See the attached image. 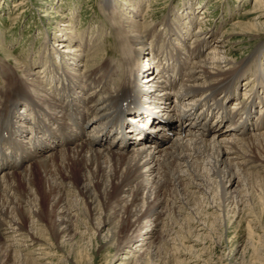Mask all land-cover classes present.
<instances>
[{"label": "bare ground", "instance_id": "obj_1", "mask_svg": "<svg viewBox=\"0 0 264 264\" xmlns=\"http://www.w3.org/2000/svg\"><path fill=\"white\" fill-rule=\"evenodd\" d=\"M101 3L123 35L117 64L97 68L93 56L80 73L67 61L86 58L89 44L75 38L60 41L66 50L58 65L50 62L51 84L32 67L0 62V264H44L74 240L78 219L111 225L109 241L129 232L128 253L139 259L163 207L175 223L190 207L200 214L197 196L210 192L224 217L231 206L248 207L244 188L264 176V159L254 154L264 148L263 48L256 62L223 60L210 37L193 33L192 46L173 19L163 41L160 27L146 31L152 24L141 22V9L130 6L125 16L115 1ZM261 9L264 0H256L248 14ZM260 18L249 31H263ZM165 107L172 114L163 112L139 138L143 109ZM186 218L193 221L192 212Z\"/></svg>", "mask_w": 264, "mask_h": 264}, {"label": "rangeland", "instance_id": "obj_2", "mask_svg": "<svg viewBox=\"0 0 264 264\" xmlns=\"http://www.w3.org/2000/svg\"><path fill=\"white\" fill-rule=\"evenodd\" d=\"M113 1L119 9H123L122 14L125 13V16L130 6L135 8V11L141 9L143 14L141 22L152 24L146 31L152 26L160 27L163 41L166 39L163 29L168 25L166 20L169 18L175 21L177 30L181 28L185 32L182 33L186 34L185 41L190 37L189 42L192 46L195 38L191 34L200 32L206 35V38L210 37L220 54H225L223 60L239 62L250 58L251 62H256L255 57L252 59L253 55H256L259 48H263L264 52V28L259 33L255 32L256 34L248 30L252 20L260 18L259 13L264 12L261 9L254 14H248L256 0ZM101 2L102 0H0V62L5 61L11 67L16 64L32 67L33 73L45 81V85L51 84L52 77L46 74L50 69V62L58 65L61 62L59 54L66 50L60 48V41L75 38L88 41L89 44L85 52L86 58L75 59L71 55V59L74 60L67 61L70 65L74 62L76 65L74 68L79 69L80 73L86 70L87 59L93 56L99 62L95 66L97 68L105 61L117 64L123 35L121 36V32L118 31L119 25L108 18ZM137 3L141 7H135ZM189 18H192V22ZM259 21L264 23V18H260ZM61 22L69 24L67 29L63 27L66 23ZM240 32L248 35L245 36ZM251 32L253 34L249 35ZM148 43L147 48H150V41ZM69 50H72V47H69ZM205 50V56L208 54V58H213L208 53L209 49ZM66 54L69 53L63 55ZM259 60H262L260 63L264 67V53ZM63 66L67 67L64 62ZM251 69L253 70L254 67L249 68V73L247 72L249 76L253 75ZM17 71V76L21 77L22 73ZM1 79L0 76V81ZM242 79L246 77L239 80V86L244 85ZM142 88L147 89L146 84ZM234 104L231 103V106ZM231 106L230 108L233 109ZM161 111L162 114L169 110L165 107ZM190 119L187 122L191 123L196 118ZM164 134L168 135L167 133L162 135ZM118 151L122 152L120 149ZM254 154L264 159V148L255 150ZM258 177L260 179L249 181L247 188H244L247 192L242 196L249 202L248 207L239 206L236 210L231 206L229 214H225L224 217L214 212L213 194L210 192L207 193L208 196H197L203 206L200 214L197 208L188 207L189 211L178 213L180 220L175 223L165 210L166 206L163 207L160 211V227L142 248L144 254H150V258L143 254L137 259L138 255L128 253L129 248L124 236L129 232L126 231L122 238L119 237L114 242L109 241L106 237L111 225L107 224L105 227L102 224L97 225L98 219L89 225L78 219L75 220L79 224L74 230L77 232L74 240L59 244V252L56 256L48 258L47 262L49 261L50 264L51 262L53 264H163L166 260L168 264H264V207L262 206L264 190L261 186H264V176L261 174ZM190 212L193 221L186 218V214ZM163 223L168 226L164 227ZM97 226L100 232L94 229ZM136 245L137 243L133 242V246ZM33 248L36 251L39 247L35 245ZM135 248L140 249L139 245ZM44 261V264L47 263Z\"/></svg>", "mask_w": 264, "mask_h": 264}]
</instances>
